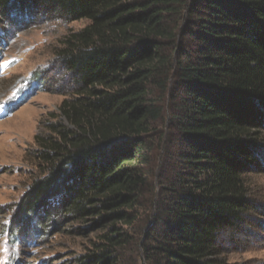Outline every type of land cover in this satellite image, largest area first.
Listing matches in <instances>:
<instances>
[{
    "label": "trees",
    "instance_id": "1",
    "mask_svg": "<svg viewBox=\"0 0 264 264\" xmlns=\"http://www.w3.org/2000/svg\"><path fill=\"white\" fill-rule=\"evenodd\" d=\"M36 7L86 25L54 52L73 88L5 232L39 245L29 219L54 217L72 264H231L264 208V0H0L1 33Z\"/></svg>",
    "mask_w": 264,
    "mask_h": 264
},
{
    "label": "rangeland",
    "instance_id": "2",
    "mask_svg": "<svg viewBox=\"0 0 264 264\" xmlns=\"http://www.w3.org/2000/svg\"><path fill=\"white\" fill-rule=\"evenodd\" d=\"M35 11L36 16L19 26L10 23L11 33L4 29L5 35L0 36V264H72L81 241L65 237L67 226L58 219L50 218L47 226L29 219V235L36 234L39 245L26 241L20 247L16 235L4 230L9 221L12 224L11 208L31 178L33 170L25 159L33 137L50 115L57 114V107L73 88L71 76L54 52L68 31L86 25L85 21L54 22L56 18L44 9L36 7ZM42 82V88H33L41 87ZM258 164L251 189L253 204L263 206L264 154ZM260 212L252 218L257 221L246 225L245 239L233 234L227 237L229 263L264 264V208Z\"/></svg>",
    "mask_w": 264,
    "mask_h": 264
}]
</instances>
